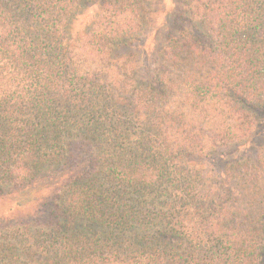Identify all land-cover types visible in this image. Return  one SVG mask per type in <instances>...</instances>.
Segmentation results:
<instances>
[{
  "label": "trees",
  "instance_id": "trees-1",
  "mask_svg": "<svg viewBox=\"0 0 264 264\" xmlns=\"http://www.w3.org/2000/svg\"><path fill=\"white\" fill-rule=\"evenodd\" d=\"M166 1L0 0V264H264V0Z\"/></svg>",
  "mask_w": 264,
  "mask_h": 264
},
{
  "label": "rangeland",
  "instance_id": "rangeland-1",
  "mask_svg": "<svg viewBox=\"0 0 264 264\" xmlns=\"http://www.w3.org/2000/svg\"><path fill=\"white\" fill-rule=\"evenodd\" d=\"M166 4L169 6V1H166ZM92 13V12H91ZM232 157V155H231ZM9 199L0 200V219L3 217H8L12 214L13 209L15 208L14 203H11Z\"/></svg>",
  "mask_w": 264,
  "mask_h": 264
}]
</instances>
